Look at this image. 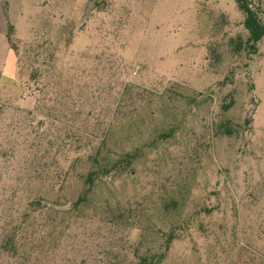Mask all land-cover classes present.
Returning a JSON list of instances; mask_svg holds the SVG:
<instances>
[{
  "label": "rangeland",
  "instance_id": "rangeland-1",
  "mask_svg": "<svg viewBox=\"0 0 264 264\" xmlns=\"http://www.w3.org/2000/svg\"><path fill=\"white\" fill-rule=\"evenodd\" d=\"M244 19L235 0H0V199L14 219L45 204L29 262L264 264V36Z\"/></svg>",
  "mask_w": 264,
  "mask_h": 264
},
{
  "label": "trees",
  "instance_id": "trees-1",
  "mask_svg": "<svg viewBox=\"0 0 264 264\" xmlns=\"http://www.w3.org/2000/svg\"><path fill=\"white\" fill-rule=\"evenodd\" d=\"M239 8L245 15L244 25L249 32L248 41L255 44L262 36H264V9L262 16L249 7L247 0H235ZM12 31V25L8 28V38ZM66 145V143L64 144ZM79 149V147H77ZM73 150H76L73 149ZM58 151V148L56 149ZM77 151V150H76ZM58 153V152H57ZM56 154V152H55ZM57 155V154H56ZM90 156L89 153L86 154ZM81 156L77 155L74 159H79ZM44 157H41V159ZM86 183L92 184V173L86 176ZM90 185L82 195H80L74 202L73 206L77 205L80 201L84 200ZM13 190V189H12ZM13 196L15 190L12 191ZM12 196H9V198ZM45 204H42V198L38 196L36 199L32 196L28 201V208L24 211L19 219L12 218V213L15 208L12 203L8 202V198L0 199V264H33L31 256L35 252H42L44 235L41 233L40 228L36 231L35 228L30 227V219L33 217V212L39 211ZM173 238V234H169L165 241V249L168 247L169 242ZM36 247V249L34 248ZM164 251L140 254L135 264H159Z\"/></svg>",
  "mask_w": 264,
  "mask_h": 264
},
{
  "label": "crops",
  "instance_id": "crops-1",
  "mask_svg": "<svg viewBox=\"0 0 264 264\" xmlns=\"http://www.w3.org/2000/svg\"><path fill=\"white\" fill-rule=\"evenodd\" d=\"M10 54V50L8 51V55ZM14 66H15V61H14V58L12 57V63H11V65H10V67H8L7 66V62L5 61V62H3V64L1 65V67H0V71L2 72V74L4 75V76H6L7 75V72L9 71V70H12L13 68H14ZM9 73V72H8Z\"/></svg>",
  "mask_w": 264,
  "mask_h": 264
},
{
  "label": "water",
  "instance_id": "water-1",
  "mask_svg": "<svg viewBox=\"0 0 264 264\" xmlns=\"http://www.w3.org/2000/svg\"><path fill=\"white\" fill-rule=\"evenodd\" d=\"M92 5H93V2L92 1H88L87 8L85 10V17L88 16L89 10H90V8H91Z\"/></svg>",
  "mask_w": 264,
  "mask_h": 264
}]
</instances>
